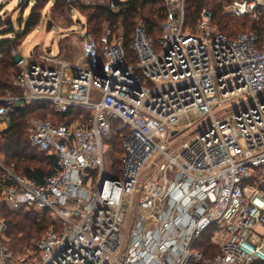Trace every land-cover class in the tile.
I'll return each instance as SVG.
<instances>
[{
    "label": "built area",
    "instance_id": "built-area-1",
    "mask_svg": "<svg viewBox=\"0 0 264 264\" xmlns=\"http://www.w3.org/2000/svg\"><path fill=\"white\" fill-rule=\"evenodd\" d=\"M65 1L115 13L124 2ZM163 1L161 36L138 24L132 57L108 27L100 43L86 32L69 54L18 61V94L0 95V137L17 110L46 106L64 119L29 122L32 147L58 161L43 184L0 162V210L53 220L23 255L4 246L0 220V264L264 263V32L228 38L209 10L193 30L186 0ZM224 14L260 22L264 0H235ZM193 117L201 127L189 121L193 133L176 142ZM115 135L118 173L106 168ZM211 229L208 258L197 246Z\"/></svg>",
    "mask_w": 264,
    "mask_h": 264
},
{
    "label": "trees",
    "instance_id": "trees-1",
    "mask_svg": "<svg viewBox=\"0 0 264 264\" xmlns=\"http://www.w3.org/2000/svg\"><path fill=\"white\" fill-rule=\"evenodd\" d=\"M53 1L55 2L54 11L57 12L59 17L66 16L69 11L71 18L75 12L82 18H87L86 32L96 42H101L99 40L102 37L103 23L110 25L112 36L117 33L119 27L123 29L124 46L129 57L133 56L129 46L137 27V20L142 21L148 36L156 42L162 34L161 23L166 17V6L163 0L119 2V11L116 13L110 9L109 5H70L65 0H23L22 2L26 6L31 2L34 3V6L28 19H21L18 22L20 26H24L22 31L17 32L14 22L10 20L6 30L0 34V37H3L0 39V95H7L8 92L12 95L18 94V90L11 85V77L19 74V68L16 60L11 55V51L17 48L22 40L38 27L43 8ZM234 1L186 0L187 26L195 30L202 11L209 10L213 13L214 27L228 38H235L239 34V30L246 26V20L250 22L251 20L230 18L224 14L225 8ZM159 4H161L160 7H157ZM251 24V29L246 31L264 32V18L260 22L252 21ZM72 111L74 114V112L84 110L74 108ZM73 114H68L69 121L76 120L77 114ZM63 119V116L46 106H32L25 110H17L12 118L11 127L0 137V154L7 159L5 165L34 183L43 184L45 179L56 171L58 161L55 157L40 153L32 147L29 140V122L33 120L54 122L63 121ZM110 146L114 148L113 166L116 170H120L122 166L121 157L124 152L119 135L114 136L113 140L110 141ZM1 178L2 171L0 170V181ZM0 218L5 219L7 227L5 236L11 241L9 246L13 252L22 253L28 248H33V239L42 238L49 227L53 225V220L48 212L38 215L23 210L12 211L6 206H3L0 210ZM212 232V229L208 230L201 237L197 246L208 258H212L217 253L216 247L211 242Z\"/></svg>",
    "mask_w": 264,
    "mask_h": 264
},
{
    "label": "rangeland",
    "instance_id": "rangeland-1",
    "mask_svg": "<svg viewBox=\"0 0 264 264\" xmlns=\"http://www.w3.org/2000/svg\"><path fill=\"white\" fill-rule=\"evenodd\" d=\"M23 0H0V34L2 31L6 30L9 21L14 22V27L17 32L22 31L24 26H20L18 23L21 19L26 20L30 16L32 7L34 6L33 2H31L28 6L22 2ZM124 2L129 0H123ZM23 3V4H22ZM54 2H51L48 6L44 7L42 10L41 21L37 28L28 35L24 40H22L21 44L12 49L11 55L16 60V64L21 58H24L26 61L33 60L36 56L47 55L48 50H52L54 52V56H57L59 52L62 55L66 52L67 54L72 52V45L74 43H78L80 41V36L82 37L81 41H83L86 37V30H83L82 27L85 26L87 18H82L78 13L75 12L73 17H70L69 11L66 13V16L59 17L57 12L54 11ZM159 4L157 7H160ZM74 19V20H73ZM162 22V21H161ZM246 26L239 30L240 32L250 30L251 22L246 20ZM142 24L141 20H137V25ZM110 28L108 23H103L102 25V37L99 41H102L106 34V29ZM124 33L123 29H118L117 33L114 34V37H117ZM124 35V34H123ZM3 37H0L2 39ZM76 45V44H75ZM79 46V45H78ZM37 52L35 56H33L34 52ZM54 58L53 56H50ZM15 76V75H14ZM11 77V81L13 77ZM189 121H192L196 129L201 127V123L198 122V119L193 117V119L186 120L184 123V128L182 129V133L177 137L176 142H181L183 139L187 138L191 133H193L191 129H188ZM202 120H200L201 122ZM113 156H114V148L110 146L109 152L106 153V168L112 166V170L114 173L117 171L113 166ZM6 157L0 154V162L5 165ZM6 166V165H5ZM145 171L144 174H146ZM35 212H32V214ZM40 214V213H36ZM4 220L5 219H1ZM52 227V226H51ZM46 231V233L50 230V228ZM6 240L3 242L4 246L15 255H23L27 253V250H31L32 248H28L24 252H13L9 243H11L10 239L5 237ZM38 239L35 238L32 241L34 245L35 241Z\"/></svg>",
    "mask_w": 264,
    "mask_h": 264
},
{
    "label": "water",
    "instance_id": "water-1",
    "mask_svg": "<svg viewBox=\"0 0 264 264\" xmlns=\"http://www.w3.org/2000/svg\"><path fill=\"white\" fill-rule=\"evenodd\" d=\"M82 29H85V26H83ZM106 179H108V176H107V175L104 176L103 182H104Z\"/></svg>",
    "mask_w": 264,
    "mask_h": 264
},
{
    "label": "crops",
    "instance_id": "crops-1",
    "mask_svg": "<svg viewBox=\"0 0 264 264\" xmlns=\"http://www.w3.org/2000/svg\"><path fill=\"white\" fill-rule=\"evenodd\" d=\"M50 51H52V50H48V54L50 53ZM37 52H38V51L34 52L33 54H35V55H36V54H37ZM52 52H53V51H52ZM53 54H54V52H53Z\"/></svg>",
    "mask_w": 264,
    "mask_h": 264
}]
</instances>
